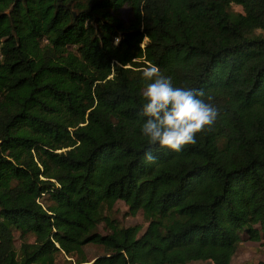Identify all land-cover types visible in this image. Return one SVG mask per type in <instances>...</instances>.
Here are the masks:
<instances>
[{"label": "trees", "instance_id": "1", "mask_svg": "<svg viewBox=\"0 0 264 264\" xmlns=\"http://www.w3.org/2000/svg\"><path fill=\"white\" fill-rule=\"evenodd\" d=\"M148 65L220 110L152 163ZM245 241L264 245V0H0V264H230Z\"/></svg>", "mask_w": 264, "mask_h": 264}, {"label": "clouds", "instance_id": "2", "mask_svg": "<svg viewBox=\"0 0 264 264\" xmlns=\"http://www.w3.org/2000/svg\"><path fill=\"white\" fill-rule=\"evenodd\" d=\"M140 76L144 87L139 131L147 142L144 161L155 162L156 150L180 152L184 145L196 144L197 133L216 121L220 110L203 89L175 85L172 76L156 65L146 66Z\"/></svg>", "mask_w": 264, "mask_h": 264}, {"label": "rangeland", "instance_id": "3", "mask_svg": "<svg viewBox=\"0 0 264 264\" xmlns=\"http://www.w3.org/2000/svg\"><path fill=\"white\" fill-rule=\"evenodd\" d=\"M237 9V8H236ZM235 9V10H236ZM117 17L122 21H128L130 19L129 11L122 8L117 14ZM107 216L115 220L119 228H126L132 226H141L142 231L147 227V222L145 221L141 212L137 213L136 216H129L127 214V208L122 202H117L111 212ZM99 232L103 233L104 229L102 225L99 227ZM14 246L16 249L19 248L23 238H26L18 230L13 231ZM31 241V239H30ZM84 253L86 255L87 261H92L94 258L104 254L103 249L98 246L88 245L84 247ZM63 257H59L57 264H63ZM264 262V245L262 243H255L250 241H245L241 243L233 256L230 264H250ZM189 264H215L212 261L208 262H192Z\"/></svg>", "mask_w": 264, "mask_h": 264}]
</instances>
